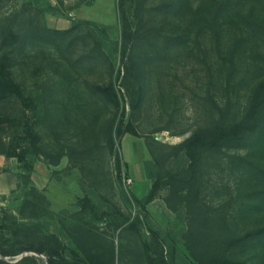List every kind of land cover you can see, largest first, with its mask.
Listing matches in <instances>:
<instances>
[{
  "label": "rangeland",
  "instance_id": "374dc122",
  "mask_svg": "<svg viewBox=\"0 0 264 264\" xmlns=\"http://www.w3.org/2000/svg\"><path fill=\"white\" fill-rule=\"evenodd\" d=\"M134 1L127 3L130 15ZM216 1L222 0H188L184 14L170 15L159 11L165 0H146L140 33L148 39L133 51L135 74L143 90L136 110L131 101L139 85L135 76L127 77L125 72L118 0L3 1V15L31 6L42 12L40 19L50 29L65 31L78 24L79 33L92 31L113 65L111 81L119 107L105 106L87 88V84H107L111 76L101 63L84 59L91 41L79 42L64 59L49 49L26 51L20 56L12 68V78L32 101L25 105L12 98L0 103L5 142L24 138L31 127L39 139V151L55 155L71 149L76 152V161L63 157L53 165L42 152L29 155L25 165L0 156V223L13 217L22 224H39L60 238L69 258L81 256L73 228L80 218L76 216L78 202L87 196L100 210L116 207L131 221L139 219L141 240L132 232L115 230L108 221L96 226L105 243L103 249L114 251V264H145L141 244L153 243L151 231L160 239L172 237L174 249L164 246L169 260L198 264L191 250L199 247L186 237L190 216L182 206L177 212L168 208V188H162L145 209L134 198L142 200L150 191L153 182L149 172L179 171L188 165L183 156L157 164L154 156L160 159V155L154 151L155 143L174 146L209 127L219 115L213 102L227 112L229 121L240 118L253 89L264 80V36L250 35L230 22L213 28L207 11ZM232 8L264 25V0H235ZM162 37H180L181 43L166 47ZM242 37L244 41L232 56L230 49ZM121 120L124 127L131 124L137 136L126 134L118 139L116 128ZM110 137L114 154L107 145ZM115 153L121 158V173ZM209 164L202 194L204 210L220 211L237 233L263 227L264 206L243 219L239 217L244 193L238 186L239 174L229 167ZM32 189L44 195L46 203L39 206L36 219L25 220L21 210ZM84 220L89 217L84 215ZM27 255L31 254L5 260L14 264ZM38 258L44 264V257ZM234 259L264 264L263 258L247 251L236 252Z\"/></svg>",
  "mask_w": 264,
  "mask_h": 264
},
{
  "label": "trees",
  "instance_id": "16d2710c",
  "mask_svg": "<svg viewBox=\"0 0 264 264\" xmlns=\"http://www.w3.org/2000/svg\"><path fill=\"white\" fill-rule=\"evenodd\" d=\"M3 1L0 0V9ZM131 1L118 0L117 13L121 26V55L123 61L127 58L126 76H135L139 85L133 92L131 101L133 110H136L142 101L143 90L139 76L135 74L133 51L141 41L148 39L140 33L147 9L146 0H135L132 2L133 13L130 15L127 3ZM165 1L159 8L161 13L182 15L188 9V0ZM234 1H216L213 9L207 11L213 28L230 22L239 29L245 28L250 35L263 37L264 25L251 15L244 16L232 10ZM41 16L42 12L31 6H25L21 11L9 15L0 12V103L12 98L20 99L25 105L32 101L31 98L24 97L19 85L12 78V68L16 60L26 51L49 49L64 59L79 42L91 41L92 47L84 59L101 63L111 71V76L107 84H87V88L91 95L105 106L118 108L119 100L111 81L113 65L102 49V41L92 31L79 33L78 24L65 31L50 29L41 21ZM162 38L166 47L181 43L180 37ZM243 41L244 37L237 39L230 49L232 56ZM119 77L120 73L117 78ZM213 104L219 115L209 127L196 131L174 146L155 143L157 148H154V151L160 155V159L154 156L157 164L183 156L188 165L179 171H165L154 175L149 172V179L153 182L150 191L142 200H134L145 209L156 199L162 188H168V208L177 212L182 206L190 216V229L186 237L195 248L199 247L195 252L191 250L198 264H248L246 261L234 259V256L236 252L247 251L264 259V226L237 233L220 211L204 210L202 194L206 173L211 168L209 163H212L214 168L226 166L232 173L239 174L238 186L242 187L241 191L244 190V193H241L242 202L238 212L241 219L264 206V80L253 89L245 111L238 119L229 121L227 112H223L216 103ZM4 124L5 121L0 117V156L16 159L19 163L27 165L29 155L43 152L37 148L39 139L31 127L26 129L24 138L12 139L6 143L2 136L5 131ZM126 134L137 136L132 125L124 127L121 120L116 128V137L120 139ZM107 145L110 153L114 154L111 137L107 139ZM241 150L247 152L244 155L236 154ZM75 154L71 149L67 153L62 151L55 155L43 152V156L50 159L53 165H57L63 157H68L74 163ZM115 154L117 171L121 173V158L118 153ZM45 203V196L32 189L24 201L21 216L25 220L36 219L39 206ZM78 206L80 211L76 216L80 218L73 228V233L81 256L69 258L66 255V246L58 236L45 232L39 224H22L12 217L0 223V264H12L5 259L25 253L31 255L24 256L14 264H43L39 256L44 257V264H114V251L112 248L103 249L105 243L96 232V226L106 221L110 222L115 230L132 232L141 240L138 231L139 219L131 221L116 207L100 210L87 196L79 200ZM26 211L29 212L28 215ZM84 215L89 217L88 221L84 220ZM151 234L152 244L141 242L145 264H175L168 259L164 251L165 245L174 249L172 237L169 235L160 239L158 233L151 231Z\"/></svg>",
  "mask_w": 264,
  "mask_h": 264
}]
</instances>
